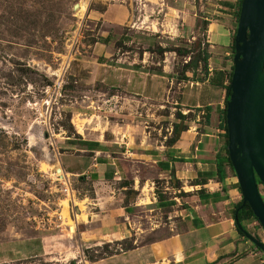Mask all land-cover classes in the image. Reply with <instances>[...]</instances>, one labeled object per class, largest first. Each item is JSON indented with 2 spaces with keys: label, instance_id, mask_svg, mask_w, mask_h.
<instances>
[{
  "label": "rangeland",
  "instance_id": "374dc122",
  "mask_svg": "<svg viewBox=\"0 0 264 264\" xmlns=\"http://www.w3.org/2000/svg\"><path fill=\"white\" fill-rule=\"evenodd\" d=\"M122 1L0 0V264H102L101 259L133 246L131 238L83 245L75 207H83L79 199L91 189L90 183L65 178L59 163L61 139L91 132L105 122H120L131 112L133 99L115 97L113 89L93 79L105 48L100 49V40L110 35L116 54L129 49L133 55V47H141L136 43H146L149 57L167 59L180 78L186 58L196 56L202 66L206 53L210 56L207 39L212 40L218 23L238 26L235 14L225 17L219 12L224 0H125L133 5V23L157 20L155 34L152 26L145 30L142 25L136 32L131 26L103 23L100 11ZM114 12L115 8L107 17ZM160 42L167 50L164 54ZM212 52V63L228 59L229 74L233 45ZM137 104L145 108L154 137L168 135L169 140L175 123H199L198 110L181 119L176 116L181 109L171 104ZM258 185L264 197L259 179ZM148 215L150 222L141 215L140 229H163L158 211ZM247 222L248 230L255 236L260 233L256 237L264 243L259 220Z\"/></svg>",
  "mask_w": 264,
  "mask_h": 264
},
{
  "label": "crops",
  "instance_id": "0c3cea01",
  "mask_svg": "<svg viewBox=\"0 0 264 264\" xmlns=\"http://www.w3.org/2000/svg\"><path fill=\"white\" fill-rule=\"evenodd\" d=\"M226 1L235 4L238 0ZM132 7L131 1L111 3L100 11L99 18L111 26H131L136 32L142 25L145 30L152 26V33H159L154 31L157 20L154 24L146 19L133 23ZM113 8L114 14L107 17ZM220 8L226 17L236 7L223 4ZM232 28L218 23L211 32L213 43L207 39V70L191 56L183 61L180 78L167 59L149 57L146 43H136L141 47H136L139 51L133 47V55L129 49L116 54L110 35L100 40V49L105 48L93 79L113 89V96L133 99L131 112L120 122H105L91 132L64 137L58 156L65 178L80 177L90 183L91 189L79 199L83 207H75L83 227L79 232L83 245L133 240V248L101 259L102 264H264V252L239 232L235 211L243 195L237 175L226 162L219 168L220 158L226 157L221 115L229 74L228 59L212 63V51H227L236 32ZM160 46L162 54L167 52L163 43ZM143 101L188 111L183 114L198 110L199 123L179 125L184 130L172 142L168 135L154 137L145 108L137 104ZM206 113L210 114L208 123ZM201 119L205 121L200 123ZM154 210L163 218V229H140L141 215L148 217ZM164 231L167 233L162 235Z\"/></svg>",
  "mask_w": 264,
  "mask_h": 264
},
{
  "label": "water",
  "instance_id": "95a60500",
  "mask_svg": "<svg viewBox=\"0 0 264 264\" xmlns=\"http://www.w3.org/2000/svg\"><path fill=\"white\" fill-rule=\"evenodd\" d=\"M230 88L228 149L243 195L241 206L248 203L264 228V197L258 185V179L264 184V0H242ZM238 223L264 251V243Z\"/></svg>",
  "mask_w": 264,
  "mask_h": 264
},
{
  "label": "trees",
  "instance_id": "16d2710c",
  "mask_svg": "<svg viewBox=\"0 0 264 264\" xmlns=\"http://www.w3.org/2000/svg\"><path fill=\"white\" fill-rule=\"evenodd\" d=\"M223 4L227 7H230L231 9L233 7H236L235 10L233 12H231L233 15L235 14L236 15V18H237V22L239 20V17H240V12H241V4H242V0H238L235 4L233 3H230L229 1H222ZM232 4V5H231ZM229 12V11H227ZM236 30H237V26H236ZM236 33V32H235ZM234 33V34H235ZM233 51L235 53V38L233 40ZM191 59H193V61H196V64L197 62L200 60V59H197V57L193 56ZM208 59H209V55L206 53L205 57L203 58L204 60V64H203V68L205 70H207V67H208ZM201 61V60H200ZM233 70H234V64L232 65V69L228 75V83L226 84V104H225V108L223 110V113L221 115V120L223 121L224 123V129H225V134H226V157L222 159V157L220 158V161H219V164H220V170H222L224 168V163L226 162L227 164H229L232 168V162H231V159H230V156H229V149H228V144H229V140H228V127H227V102L230 98V94H231V88H230V82H231V78H232V74H233ZM207 109L209 110L210 107H207ZM181 117V119H186V118H189V115L190 114H183L182 112L180 111H177L176 112V116ZM205 118H206V122L208 123L209 120H210V114L209 113H206L205 114ZM180 125V123H175L174 125V135L168 140L169 142H172L174 141L175 137H176V134L178 133V131H181V130H184L183 128H179L178 126ZM186 126H184L185 128ZM234 170V168H233ZM242 204H240L238 207H237V210L235 211V215H236V218L237 220L241 223V225L243 226V228H245L246 230H248V228L244 225L243 221L247 222L248 220H251L253 217L256 218V216L254 215L250 205L248 203L244 204L243 206H241ZM249 231V230H248ZM239 232L244 235V232L239 228ZM130 248H133V246H129L128 248L126 249H130ZM257 248L261 251H263L260 247L257 246ZM264 252V251H263Z\"/></svg>",
  "mask_w": 264,
  "mask_h": 264
},
{
  "label": "built area",
  "instance_id": "2783aa9c",
  "mask_svg": "<svg viewBox=\"0 0 264 264\" xmlns=\"http://www.w3.org/2000/svg\"><path fill=\"white\" fill-rule=\"evenodd\" d=\"M90 262V261H89ZM85 264H93V263H87V262H85Z\"/></svg>",
  "mask_w": 264,
  "mask_h": 264
}]
</instances>
